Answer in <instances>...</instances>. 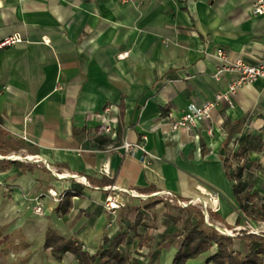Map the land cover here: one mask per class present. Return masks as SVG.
I'll list each match as a JSON object with an SVG mask.
<instances>
[{
  "label": "crops",
  "instance_id": "crops-1",
  "mask_svg": "<svg viewBox=\"0 0 264 264\" xmlns=\"http://www.w3.org/2000/svg\"><path fill=\"white\" fill-rule=\"evenodd\" d=\"M251 1L0 0V38L24 37L0 51V264H78L70 253L54 259L44 247L49 231L94 255L105 237L125 231V221L104 209L109 187L205 199L207 222L234 238L235 252H249L238 232L249 233V224L264 235L256 220L264 213V80L240 88L233 108L219 104L191 132L171 123L190 103L226 91L230 75L214 77L217 50L249 64L264 55V16H252ZM104 124L113 134L102 132ZM239 149L245 153L236 159ZM242 166L250 219L233 189ZM50 190L78 196L65 214L58 203L49 217L34 214L33 199ZM142 210L139 244L157 209ZM156 231L147 264H173L177 233L169 221ZM213 252L187 264H204Z\"/></svg>",
  "mask_w": 264,
  "mask_h": 264
},
{
  "label": "trees",
  "instance_id": "trees-1",
  "mask_svg": "<svg viewBox=\"0 0 264 264\" xmlns=\"http://www.w3.org/2000/svg\"><path fill=\"white\" fill-rule=\"evenodd\" d=\"M5 147L0 146V150ZM245 150L239 149L234 157L242 158ZM225 166L228 169L229 159L225 160ZM243 166L238 168L235 179L237 184L234 185V194L238 198L241 210L246 218L251 217V212L248 205V195L241 196L244 191L240 176ZM230 178L233 179L232 175ZM110 185L111 181H106ZM76 193L67 192L62 200L58 203L57 212L67 213L71 208V199ZM154 202L149 205V208L157 205ZM148 208V207H147ZM192 208V207H190ZM214 217L213 214H211ZM144 216L138 213L135 222L130 225L129 231L136 232L141 226ZM258 221L264 222V213L257 217ZM177 222L176 219H173ZM242 235H238L237 239L247 241L249 244V252L242 255L240 252H235L233 249L234 238L226 236L214 228L206 227L204 223L203 213H198L196 220L189 221L184 229L173 235L172 238H182V243L174 257L173 264H187L189 260H195L201 255L213 252V254L205 261L204 264H264V235L249 234L248 231H241ZM147 238V237H144ZM147 240V239H146ZM149 240V239H148ZM128 231H121L116 236L109 238L105 237L100 249L94 254L84 251L83 247L75 240H68L55 232L49 231L46 236L44 247L51 249L54 259L62 262L64 256L68 253L73 254L78 261V264H128L130 259L125 257L121 248L127 244ZM140 247L144 246L140 242ZM136 262V261H135Z\"/></svg>",
  "mask_w": 264,
  "mask_h": 264
},
{
  "label": "built area",
  "instance_id": "built-area-1",
  "mask_svg": "<svg viewBox=\"0 0 264 264\" xmlns=\"http://www.w3.org/2000/svg\"><path fill=\"white\" fill-rule=\"evenodd\" d=\"M251 14L254 17L264 16V0H252L251 1ZM24 37L20 34H12L4 38H0V51L4 49H10L16 45L22 43ZM216 56L220 61V64L217 67L214 77L220 79L222 75H230V81L225 92L218 93L214 96L212 100L205 101L202 104L190 103L182 112V116L179 120L171 123V128L173 131L186 130L188 132L193 131L199 124L209 123L212 118V111L221 103L225 102L230 108H233V97L237 91L246 86L255 83L258 80H264V55L258 59L254 64H249L243 61L242 59H237L231 61L226 53L219 49L216 51ZM110 108L104 109V114H108ZM101 130L105 134H113L112 127L109 124H104L101 126ZM124 147L127 151H132L136 148V145L125 143ZM30 160V159H25ZM32 160V159H31ZM35 163H41L38 159H33ZM47 166V165H46ZM109 194L105 199L104 209L112 215H116L117 212L126 207V202L124 196L131 198L139 199H148L142 195H138L132 191H127L125 189L109 187ZM50 199L59 203L64 193L58 194L55 191H48ZM157 197H163L169 199L173 202L176 200L178 203L183 206L191 205L190 202L185 203L178 199L172 193H163L156 195ZM45 196L41 195L35 199V208L34 212L37 215H43L44 212V198ZM214 199L216 198L213 196ZM201 202V201H200ZM214 204V201L212 200ZM201 204H204L201 202ZM204 214H207V207L204 205ZM212 211H218L217 205H213L211 208ZM249 233L253 235H261L259 229L254 228L251 225H247Z\"/></svg>",
  "mask_w": 264,
  "mask_h": 264
},
{
  "label": "rangeland",
  "instance_id": "rangeland-1",
  "mask_svg": "<svg viewBox=\"0 0 264 264\" xmlns=\"http://www.w3.org/2000/svg\"><path fill=\"white\" fill-rule=\"evenodd\" d=\"M12 147H14V146H12ZM14 156L15 155L11 156L10 159L11 160H21V158H19L18 156H16V157H18L17 159H12V157H14ZM25 161L27 163H31V162L35 163L34 160H31V159L25 160ZM40 196H37V197H40ZM43 196H45L44 198H46V199L48 198L47 200L49 201V203L45 204L44 212H43V215H41V216H44V214L47 213L46 217H49L50 214L48 215V213L51 212L52 207L56 202L53 201L52 199H50L48 192L46 194H44ZM37 197H35L32 201L33 204H32L31 210L34 214H35V212H34L35 199ZM200 201H205V199L199 198V200H196V202H194L193 204H191L189 206H183L182 204L178 203L176 200L171 202V201H169V199H165L163 197H153V198H148V199L130 198L129 200H127L126 207L123 208V210L120 212V215H118L119 211L115 215V217L116 216L120 217L122 219V221H125V227L123 228V229H125V231H127V229H128L127 223L133 224L135 222L137 214L143 213L142 207H148V212H151L152 209H157V210L153 211V214L151 216L147 217V220L145 222L146 227L149 229L148 234L145 236V237H147L146 238L147 240H144V245L146 247L143 248V247L139 246L138 237L136 236V234L134 232L128 233V235H129L128 236V243L123 248H121L124 255L130 256L131 262H128V264H147V258L145 257V255L149 251L147 249V246L150 245V243L148 242V239L150 237H155V236L159 235V233H157L156 230H159V228H161V223L164 221L170 222L171 228L173 229L172 233H179L180 231H182L184 229L185 225L189 221L196 220V216L198 215V213L201 212V213H203L204 223H205L206 227L214 228L212 226H217L216 224H213L211 221H209L210 223L207 222L206 217L204 215L203 206L205 205L206 207H208V205L207 204H201ZM154 202H156L158 204L149 208V205H152V203H154ZM190 207H192V208H190ZM208 213H209V211H208ZM117 217H116V219H117ZM159 218H161V219H159ZM173 219H176L177 222H174ZM214 229L217 230V228H214ZM4 230H6V229H4ZM4 230L2 231V233L5 232ZM150 230H153V231L150 232ZM238 233H241V232L239 231ZM174 243L176 245L180 246L182 243V238L177 237L176 240L174 241ZM168 245L169 244H167V243L161 244V246L162 247L164 246L165 248L168 247ZM83 249L88 250V247L85 245L83 247ZM16 257H17V255H16ZM43 263H44V261H43ZM67 263H68V261H67ZM36 264H40V263L37 262ZM68 264H77V263L71 262Z\"/></svg>",
  "mask_w": 264,
  "mask_h": 264
},
{
  "label": "bare ground",
  "instance_id": "bare-ground-1",
  "mask_svg": "<svg viewBox=\"0 0 264 264\" xmlns=\"http://www.w3.org/2000/svg\"><path fill=\"white\" fill-rule=\"evenodd\" d=\"M18 157H16V156H14V157H12V159H17ZM209 197H211V199L214 201V202H216V200H214V198H213V195H209ZM204 204H206L205 202H203Z\"/></svg>",
  "mask_w": 264,
  "mask_h": 264
}]
</instances>
